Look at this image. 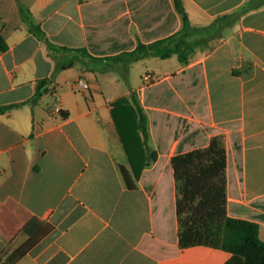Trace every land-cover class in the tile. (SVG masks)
<instances>
[{
  "label": "crops",
  "instance_id": "0c3cea01",
  "mask_svg": "<svg viewBox=\"0 0 264 264\" xmlns=\"http://www.w3.org/2000/svg\"><path fill=\"white\" fill-rule=\"evenodd\" d=\"M180 1L197 28L193 51L164 69L155 57H111L179 31L173 0H0V107L17 105L0 113L1 261L225 264V250L178 247L170 164L215 136L226 153L227 215L256 223L264 241V0ZM138 62L146 67L139 77L153 81L106 100L102 75L120 68L125 76ZM79 78L87 91L76 89ZM44 79L50 91L27 102ZM131 94L148 134L147 149L134 152L111 115L112 103L131 104Z\"/></svg>",
  "mask_w": 264,
  "mask_h": 264
},
{
  "label": "trees",
  "instance_id": "16d2710c",
  "mask_svg": "<svg viewBox=\"0 0 264 264\" xmlns=\"http://www.w3.org/2000/svg\"><path fill=\"white\" fill-rule=\"evenodd\" d=\"M173 2L176 11L181 15L182 26L179 31L148 44L139 42L132 51L111 59L127 63L147 57L167 59L175 55L180 63H186L193 51V43L188 40V36L197 28L190 24L181 1L173 0ZM24 19L34 36L52 46L30 15L24 14ZM6 49L7 45L0 35V52ZM77 50L97 60L84 50ZM49 91L48 80H40L36 84L33 96L27 102L36 103L38 98ZM14 106L17 105L1 106L0 113ZM118 114L120 121L126 126L130 140L134 142L133 147L136 149L140 145L141 141L138 144V140L133 138L139 133L147 149V119L133 94H131V104L125 98H119L112 103L111 115L122 135L120 129L122 123L118 120ZM140 147L144 149L142 145ZM126 149H128L127 145ZM129 155L131 156L130 153ZM170 164L176 192L178 247L182 249L203 245L225 250L231 254L225 264H264V241L259 238L257 224L227 215L226 153L221 137L211 138L205 147L172 156ZM122 174L126 185L131 188L133 184L128 173L122 169ZM17 258L18 255H10L4 261L0 258V264H12Z\"/></svg>",
  "mask_w": 264,
  "mask_h": 264
},
{
  "label": "rangeland",
  "instance_id": "374dc122",
  "mask_svg": "<svg viewBox=\"0 0 264 264\" xmlns=\"http://www.w3.org/2000/svg\"><path fill=\"white\" fill-rule=\"evenodd\" d=\"M171 57L172 58H170V59L167 58L165 60H162V59L157 58V57H155L153 59H154V63L156 64V67H160V68H164V69H170V65L172 63H174V61H176V58L174 56H171ZM145 68L146 67L142 62H138V63L131 64V66L129 67V72L125 76L122 74L120 68L117 69L116 71H112L111 73L107 72L106 74L102 75L101 78H103V81H100V86H101L102 93L104 94V98L106 100H110V99L112 100L113 98H115V96L121 94L125 90H128L130 86H133L134 84L136 85V84L142 83L143 80H142V78L139 77V75L144 70H146ZM109 76L113 77V78L114 77L117 78V80H118L117 84L110 85L109 83L104 81V77H109ZM127 80L129 81V84L126 82ZM100 98L103 99V97H101V96H100ZM118 120L120 121L119 114H118ZM120 129L122 130V136H123V138H124V140L128 146V150L130 152H134L135 148L133 147V143L129 138V134L126 130L125 124L122 123ZM140 145H142L143 148L145 149V145L142 142V140L140 142Z\"/></svg>",
  "mask_w": 264,
  "mask_h": 264
},
{
  "label": "built area",
  "instance_id": "2783aa9c",
  "mask_svg": "<svg viewBox=\"0 0 264 264\" xmlns=\"http://www.w3.org/2000/svg\"><path fill=\"white\" fill-rule=\"evenodd\" d=\"M142 80L144 83L150 84L153 81V77L150 73H145L142 76ZM75 87L76 89L85 92L88 90V83L84 79L79 78L75 82Z\"/></svg>",
  "mask_w": 264,
  "mask_h": 264
}]
</instances>
